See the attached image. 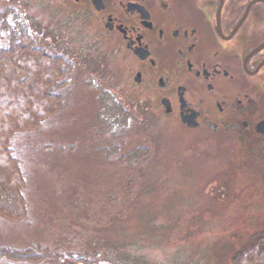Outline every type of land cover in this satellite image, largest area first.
Returning <instances> with one entry per match:
<instances>
[{"label": "rangeland", "instance_id": "rangeland-1", "mask_svg": "<svg viewBox=\"0 0 264 264\" xmlns=\"http://www.w3.org/2000/svg\"><path fill=\"white\" fill-rule=\"evenodd\" d=\"M38 1L0 0V14L25 18L39 47L74 65L58 89L63 109L11 142L28 217L0 218V248L37 247L44 258L0 264H231L264 234V175L236 172L223 142L175 125L146 131L140 119L149 113L104 80L108 66L61 38ZM8 43L2 30L0 48ZM103 91L130 115L122 132L105 133L98 122ZM137 147L148 151L145 160H122Z\"/></svg>", "mask_w": 264, "mask_h": 264}, {"label": "flooded vegetation", "instance_id": "flooded-vegetation-1", "mask_svg": "<svg viewBox=\"0 0 264 264\" xmlns=\"http://www.w3.org/2000/svg\"><path fill=\"white\" fill-rule=\"evenodd\" d=\"M38 2L149 113L146 131L175 125L223 142L236 172L264 175V0Z\"/></svg>", "mask_w": 264, "mask_h": 264}, {"label": "trees", "instance_id": "trees-1", "mask_svg": "<svg viewBox=\"0 0 264 264\" xmlns=\"http://www.w3.org/2000/svg\"><path fill=\"white\" fill-rule=\"evenodd\" d=\"M0 14L2 30L9 43L0 48V218L20 222L28 217L24 196L25 177L11 142L16 133L33 131L43 121L63 109L64 95L58 91L67 82L72 62L39 47L28 21L9 9ZM130 115L109 94L102 93L98 122L105 133L122 132ZM145 148L137 147L122 160L138 164L148 157ZM39 262L44 258L39 248L23 250L0 248V260ZM231 264H264V234L258 235L246 249L237 252Z\"/></svg>", "mask_w": 264, "mask_h": 264}]
</instances>
